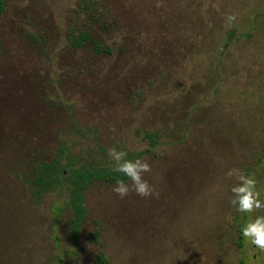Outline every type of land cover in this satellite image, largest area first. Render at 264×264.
<instances>
[{
    "label": "rangeland",
    "instance_id": "1",
    "mask_svg": "<svg viewBox=\"0 0 264 264\" xmlns=\"http://www.w3.org/2000/svg\"><path fill=\"white\" fill-rule=\"evenodd\" d=\"M86 31L92 44L75 49L71 36ZM146 132L159 137L143 160L153 195L93 185L77 243L65 197L33 200L32 167L60 146L94 159L99 148L142 152ZM232 168L264 197V0H7L0 264H264L239 246Z\"/></svg>",
    "mask_w": 264,
    "mask_h": 264
},
{
    "label": "trees",
    "instance_id": "2",
    "mask_svg": "<svg viewBox=\"0 0 264 264\" xmlns=\"http://www.w3.org/2000/svg\"><path fill=\"white\" fill-rule=\"evenodd\" d=\"M7 0H0V20L6 12ZM96 6L95 2H87L82 7L83 12L91 10ZM93 20L100 22L101 16L92 17ZM251 33H246L245 36H250ZM229 42L226 47L231 45V40L237 38V31L233 30L229 34ZM72 45L75 49L83 48L85 44L91 43V35L86 31L79 37L71 36ZM96 53H101V46L94 47ZM108 51V50H107ZM82 134V133H81ZM144 140L148 142V148L142 152H128L129 159L144 160L148 157H154L155 151L159 146V137L157 133L146 132ZM74 145H62L56 154L49 161L38 162L32 167V179L29 182L30 192L33 200L39 203L40 200L49 193H57L66 198V206L72 213L70 231L72 239L75 243L78 242L82 228L87 220V209L85 206L86 191L95 184H105L109 186L115 185V180L118 174L112 170V164L108 157L107 151L99 148L96 152L98 158L94 159L95 153L88 151L86 157H76L74 153ZM126 183H129L126 178ZM245 219V217H244ZM237 229L239 246H243V239L240 236V227ZM99 234L96 232L93 235V241L98 240ZM99 264H106L105 258L101 255L98 258ZM240 264H246L244 259Z\"/></svg>",
    "mask_w": 264,
    "mask_h": 264
},
{
    "label": "clouds",
    "instance_id": "3",
    "mask_svg": "<svg viewBox=\"0 0 264 264\" xmlns=\"http://www.w3.org/2000/svg\"><path fill=\"white\" fill-rule=\"evenodd\" d=\"M236 17L229 16L228 22L231 23ZM108 157L112 164V170L118 174L115 185L112 189L121 198L127 196L130 191H134L140 197L153 195V188L144 179V174L151 171L150 165L141 159H129V153L125 150L111 148ZM124 177L130 183H126ZM226 177L235 180L230 188V205L242 217H246L240 227V236L250 250L264 253V197L258 190V181L251 173H246L239 168H232L226 173ZM257 261L260 256L255 257ZM252 260V256H249Z\"/></svg>",
    "mask_w": 264,
    "mask_h": 264
}]
</instances>
